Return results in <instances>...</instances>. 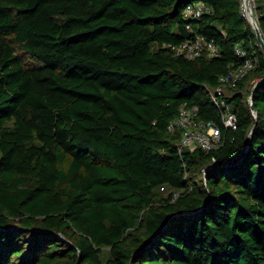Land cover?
I'll return each mask as SVG.
<instances>
[{"label": "trees", "instance_id": "1", "mask_svg": "<svg viewBox=\"0 0 264 264\" xmlns=\"http://www.w3.org/2000/svg\"><path fill=\"white\" fill-rule=\"evenodd\" d=\"M191 1L0 0V264H264V54L240 0H200L218 55L175 56ZM238 45L232 130L207 88ZM183 104L217 148L178 152Z\"/></svg>", "mask_w": 264, "mask_h": 264}, {"label": "built area", "instance_id": "2", "mask_svg": "<svg viewBox=\"0 0 264 264\" xmlns=\"http://www.w3.org/2000/svg\"><path fill=\"white\" fill-rule=\"evenodd\" d=\"M240 9L242 16L251 22V15L257 21L255 0H240ZM208 11L207 5L200 0L191 1L183 9L182 16L188 21L186 29L190 31L191 36L181 42L179 45L170 46L175 56H182L186 59L200 57L207 53L209 57L218 55V49L212 41H207L203 36L193 33L190 21L198 19ZM258 24V22H257ZM236 55L241 58V63L231 69L227 74L219 78V85L214 88H207L209 97L213 105L218 109L219 118L225 128L235 130L237 128V115L232 110L227 101L225 92L227 87L235 88L246 75L258 65V56L252 51L251 56L247 55L242 46L235 47ZM257 84V80L251 81L252 88ZM248 104L252 105L251 96H248ZM253 116L256 115L251 110ZM180 130V140L177 144L178 152L183 149L200 148L209 152L221 144L220 126L214 120H203L198 117L197 105L183 104L179 107L177 115L170 121L168 130L174 132Z\"/></svg>", "mask_w": 264, "mask_h": 264}, {"label": "water", "instance_id": "3", "mask_svg": "<svg viewBox=\"0 0 264 264\" xmlns=\"http://www.w3.org/2000/svg\"><path fill=\"white\" fill-rule=\"evenodd\" d=\"M250 25L254 31V34H255V37L257 39V45L260 47L261 51L263 52L264 54V38L262 36V33L259 29V26L257 24V21L255 20V18L253 17V15H251V22H250ZM264 80V78H263ZM251 134V132H250ZM230 163H224L223 165L221 166H228ZM218 164L215 163V166H217Z\"/></svg>", "mask_w": 264, "mask_h": 264}, {"label": "rangeland", "instance_id": "4", "mask_svg": "<svg viewBox=\"0 0 264 264\" xmlns=\"http://www.w3.org/2000/svg\"><path fill=\"white\" fill-rule=\"evenodd\" d=\"M247 86H248V85H247ZM247 86H246V87H247Z\"/></svg>", "mask_w": 264, "mask_h": 264}]
</instances>
